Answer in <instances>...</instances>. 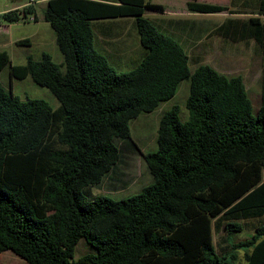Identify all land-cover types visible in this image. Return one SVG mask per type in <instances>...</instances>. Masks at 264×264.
Instances as JSON below:
<instances>
[{
	"label": "trees",
	"instance_id": "obj_1",
	"mask_svg": "<svg viewBox=\"0 0 264 264\" xmlns=\"http://www.w3.org/2000/svg\"><path fill=\"white\" fill-rule=\"evenodd\" d=\"M264 14V0H230ZM191 12L215 13L228 5L186 0ZM151 0H48L50 24L63 61L43 52L13 64L0 50V70L47 87L59 101L22 99L0 84V252L28 264H264V86L253 110L242 75L209 63L193 69L182 42L145 11ZM32 6L0 13L18 22ZM133 16L144 53L118 71L96 47L92 21ZM35 17V21L36 16ZM245 37L261 42L264 23L251 17ZM224 23L214 32L225 36ZM20 40L18 43L25 42ZM189 80L187 119L173 104L160 117L157 148L143 155L152 182L121 199L90 197L128 146L130 121L172 98ZM258 224L245 239L234 234L245 220ZM218 235V242L214 236ZM95 252L74 258L80 238ZM250 248V251L247 250Z\"/></svg>",
	"mask_w": 264,
	"mask_h": 264
},
{
	"label": "rangeland",
	"instance_id": "obj_2",
	"mask_svg": "<svg viewBox=\"0 0 264 264\" xmlns=\"http://www.w3.org/2000/svg\"><path fill=\"white\" fill-rule=\"evenodd\" d=\"M10 0H0V8ZM154 3H166L170 0H151ZM207 2L220 3L224 5H231L230 0H200ZM234 7H237L235 5ZM41 4L36 5V13L38 19L34 22H16L12 23V33L15 38L22 35H32L31 44L15 43L8 49L12 58V63H24L26 56L31 55L35 59H39L43 52H47L52 56L55 62H62L63 57L59 51L56 42L55 34L48 22L43 19V11ZM225 13V11H224ZM157 14H161L160 12ZM153 21L160 23L155 18L160 16L147 15ZM190 20L198 19L197 16H188ZM217 19H221L220 17ZM216 19H212L214 23ZM10 24V23H9ZM206 31L202 34V41L197 44L194 38L192 22L187 20L178 27L179 40L182 42L189 55V64L191 69L200 63H209L220 72L227 75H242L244 83L251 99L253 110L256 111L261 103V90L264 86V62L259 64L260 59L257 57L246 58L244 54L250 53V42H244L241 39L224 38L214 29H210V21H205ZM92 27L97 34V27L95 22H92ZM124 27L129 30L130 43L132 49L126 52L127 59L122 63H118V59L111 58V64L118 71H126L136 66L143 56L144 48L141 46L138 34L135 28L134 20L126 21ZM215 27V26H213ZM9 33H3L2 36L7 37ZM237 38V37H236ZM196 40V41H195ZM246 46V51L243 46ZM116 61V63L114 62ZM10 66L7 65L0 70V84L6 89L11 90L20 98H38L43 99L49 103L52 108L59 106V101L53 93L45 86L35 83L30 76L25 78L12 77L9 74ZM189 93V80L184 79L180 82L176 94L169 100L163 101L160 105L151 112H142L136 118L130 121L131 139L136 144L135 146H128L125 142L118 140L117 143L121 147L122 156L119 163L103 178L100 184L90 186L86 189L90 197L97 194L106 195L112 199H121L138 193L144 186L152 182V175L145 163L143 155L149 151L157 148L156 134L162 113L170 108L173 104L180 107V118L186 120L188 111L185 102ZM264 221V216L262 218ZM245 222V229L235 233L233 236L237 239H245L252 232L254 225L259 222L257 219H247ZM215 242H218V235L214 236ZM247 250L250 251V248ZM95 252V248L91 246L85 238H80L75 251L74 258ZM244 248L235 250L236 258L234 264H244L245 260L243 254ZM0 264H28L24 259L20 258L11 250H4L0 252Z\"/></svg>",
	"mask_w": 264,
	"mask_h": 264
},
{
	"label": "crops",
	"instance_id": "obj_3",
	"mask_svg": "<svg viewBox=\"0 0 264 264\" xmlns=\"http://www.w3.org/2000/svg\"><path fill=\"white\" fill-rule=\"evenodd\" d=\"M47 2L48 0H37V2L32 6L36 19H38V15L36 13V5L41 4L44 19V9L47 5ZM22 3L23 0H10L0 8V13L13 9H22ZM163 5L164 10H146L145 16H147L148 14L155 17L160 16V18H155V20H159L160 23H157L156 21L155 22L165 32L173 34L177 39H179L178 27H180V25L186 22L187 20L192 22L193 33L195 35L194 38L197 40V44L202 41V34L206 31L207 27L205 24H203L205 21H210L211 30L224 23L226 25V34L225 36H221H223L224 38L230 37L233 40L241 39L244 42H250L252 44V47H250L249 50L246 49L245 45L243 46V50H247L250 52H246V54H244V57L249 59L257 57L258 59H260L259 64L262 61L261 65L264 62L261 48V42L263 41L262 32L260 33V36L257 39L253 37H245V35H248V32L252 28L251 21L249 20L251 17H257L258 27L264 23V14L256 12L253 6L237 5V7H232L231 5H228L230 8H234L236 12H229L228 10H225V13L224 11L215 13H201L188 11L186 8V0H170L164 3ZM159 12L161 13L160 15L157 14ZM191 15L197 16L198 19L190 20L189 18H186ZM219 17L221 19H217ZM212 19H216V21L212 23ZM132 20H134L133 16H117L110 18H99L92 21L95 22L97 27V34H95L96 47L98 50L106 54L110 61L111 58H120V60H118V63H122L123 60L127 59L126 52H129L132 49V44L130 43L131 35L129 34V30L124 27V24L126 21ZM1 24L3 25V30L0 32V50H6L9 53L8 49L11 48L13 44L25 39L26 41L20 44H31L32 35H22L15 38L11 31L14 25L12 23L9 24L5 22H1ZM5 32L9 33L7 37L2 36V34ZM10 59L12 62L11 56ZM114 62L116 63V61Z\"/></svg>",
	"mask_w": 264,
	"mask_h": 264
},
{
	"label": "built area",
	"instance_id": "obj_4",
	"mask_svg": "<svg viewBox=\"0 0 264 264\" xmlns=\"http://www.w3.org/2000/svg\"><path fill=\"white\" fill-rule=\"evenodd\" d=\"M37 0H23V3L21 4V7L26 6H33ZM20 22H34L35 17L32 13L24 16L22 19L19 20ZM2 21H0V32L3 30V25L1 24Z\"/></svg>",
	"mask_w": 264,
	"mask_h": 264
}]
</instances>
